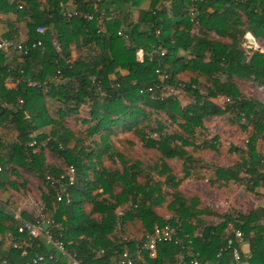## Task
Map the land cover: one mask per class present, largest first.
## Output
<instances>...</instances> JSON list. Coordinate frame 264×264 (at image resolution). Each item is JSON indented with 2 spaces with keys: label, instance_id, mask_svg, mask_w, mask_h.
I'll list each match as a JSON object with an SVG mask.
<instances>
[{
  "label": "trees",
  "instance_id": "1",
  "mask_svg": "<svg viewBox=\"0 0 264 264\" xmlns=\"http://www.w3.org/2000/svg\"><path fill=\"white\" fill-rule=\"evenodd\" d=\"M67 1L0 0V15L22 20L26 35L20 40L18 29H13L2 38L27 46L42 43L22 54L0 49V129L16 134L7 144L0 139V189L17 191L24 185L10 178L19 175L18 168L35 173L44 186L41 199L54 238L62 240L82 264H108L118 259L124 244L132 249L137 239L126 241L122 233L125 220L133 218L140 220L143 234L154 224L178 229L180 243L159 242L156 257L146 256L144 264H173L179 252L184 253L181 264H192L194 258L236 264L229 252L217 257L233 228L243 234L242 261L264 264V207L222 214L217 223L205 222L199 217L218 214L196 208V198L185 200L178 190L180 180L163 161L159 173L172 190L169 207L175 212L164 219L153 210L162 203L160 182H138L139 162L128 163L110 142L118 127L136 130L144 147L156 149L164 158L181 159L188 177L195 160L185 147H197L193 133L203 128L206 118L229 112L232 122L251 131L240 161L216 168V179L245 182L249 191L264 188V161L256 146L258 138H264V103L243 95L235 82L246 79L264 86V52L249 48L248 54L241 46L247 32L259 42L264 40V0H147L148 8L139 10L136 21L129 19L126 4L136 5L138 0H113V12L91 20L82 14H95L104 0H74L79 14L65 17L61 6ZM38 26L46 31L38 32ZM72 46L82 54L73 57ZM9 53L16 58L7 62ZM28 80L46 81L47 88L31 87ZM201 80L208 82L205 91ZM174 89L192 102L182 105ZM217 98L223 99V105ZM47 99L58 104L54 115L48 111ZM82 105H88L89 119L81 120L87 124L86 137L99 135L90 144L63 122ZM154 114H164L165 119L152 120ZM163 120L177 123L182 133L168 132ZM215 143L216 138L206 140L200 147L215 149ZM45 148L66 168L47 164ZM103 155L118 159L121 169L107 168ZM70 167L74 171L67 173ZM116 185H121L120 192H114ZM21 217L33 220L26 211ZM119 219L121 229L116 226ZM18 224L0 208V257L8 264H68L66 254L41 237L18 232ZM9 235L19 247H13Z\"/></svg>",
  "mask_w": 264,
  "mask_h": 264
},
{
  "label": "rangeland",
  "instance_id": "2",
  "mask_svg": "<svg viewBox=\"0 0 264 264\" xmlns=\"http://www.w3.org/2000/svg\"><path fill=\"white\" fill-rule=\"evenodd\" d=\"M260 42L264 49V40ZM138 56L141 58V52L138 53ZM235 82L243 95L264 103L263 86L246 79L235 80ZM201 85L202 91H205L208 82L201 80ZM172 91L176 94L182 105L192 102V98L185 96L183 91L178 89ZM216 101L218 104L223 105L222 98H217ZM47 108L50 114L54 115L58 104L47 99ZM156 116L165 119L164 114H154L152 115V120ZM231 116L227 112L221 116L206 118L203 128L195 130L192 138L194 145L197 147H185L195 160V164L191 167V174L188 177L184 176L183 161L181 159L164 158L156 149L144 147L138 138L136 130L118 127L114 134H111L110 142L112 150L120 152L128 163L139 162L140 173L138 175V182L144 183L148 179L160 182L161 196L159 198L162 200V203L153 207L156 214L164 219H169L175 215L174 210L169 207V203L173 199L171 195L172 190L163 182L164 175L159 173L160 164L164 161L177 179L180 180L178 190L185 200L189 201L191 198H196L198 200L196 208L206 207L218 214L202 215L199 218L208 223H217L222 220V214L229 212L248 213L251 210L264 207L263 187L249 191L245 186V182L216 179V168L229 167L240 161L241 154H243L242 150L246 148V142L251 131L250 127L244 129L232 122ZM82 119H89L88 105H82L77 113L66 116L63 122L77 136L83 138L84 144H90L92 140H99V135H95L93 138L86 137L87 124L82 122ZM162 122L168 132L182 133L177 123H170L166 120ZM49 129L50 127H46L44 130L48 132ZM147 134L153 137L157 136L151 131H147ZM15 135V132L8 130V128L0 129V139L4 144L13 141ZM214 138H216L215 149L200 147L203 141H213ZM256 146L264 161V138L259 137ZM44 154L47 164L59 166L63 169L66 168L62 159L56 157L47 148L44 149ZM102 162L107 168L121 169L119 161L115 157L109 158L107 155H103ZM18 173V176L10 175V178L16 179L20 184L24 185L17 191L9 187L0 189V203L9 204L20 211L31 210L30 204L38 200L42 201L41 192L44 190L42 180L35 173L23 168H18ZM121 189V185H116L114 192H120ZM84 209L88 211L89 206L85 205ZM121 210L122 208H119V211ZM192 221H195V219L193 218ZM143 232L144 229L138 218L125 220L123 223L122 235L126 239H140Z\"/></svg>",
  "mask_w": 264,
  "mask_h": 264
},
{
  "label": "built area",
  "instance_id": "3",
  "mask_svg": "<svg viewBox=\"0 0 264 264\" xmlns=\"http://www.w3.org/2000/svg\"><path fill=\"white\" fill-rule=\"evenodd\" d=\"M96 2H100V0H95ZM61 13L65 17H70L72 15L79 14L78 9L76 7V3L74 5V8L70 9L67 4L61 6ZM96 14V15H95ZM93 12H87L83 13L82 15L88 19L91 20L93 18L100 19L102 18L106 13L103 12V10H99L96 13ZM40 33H44L46 31V28L44 26H38L36 29ZM53 45L57 51L60 50V45L58 40L56 39L55 35L51 36ZM42 45L41 41L32 42L29 46L22 45L21 43L15 44L12 40L0 38V49L4 51H9L10 49H14L19 53H26L29 49L39 47ZM241 46L242 48L250 54L248 51L249 48L260 50L264 52L263 47H261V44L259 40L250 32L245 33L242 36L241 39ZM141 52V58H142V51L139 50L137 52V57L139 58L138 53ZM27 84L31 87H43L47 88L46 84L47 82H34L32 80H28ZM264 87V86H263ZM74 171L73 167H70L66 169L67 173H72ZM70 180H72V177H70ZM61 197L59 196L58 199ZM0 208L3 210L9 211L13 219L15 221H18V228L17 231L20 233H25L29 238L32 237H41L46 242L50 243L52 247L57 250L58 252L64 253L68 256V264H82L80 260L74 257V255H70L63 243L62 240L56 239L53 236L52 229L50 227L51 221L46 216L45 210L46 207L44 203L41 200H38L37 202H33V204H30V209L32 210H26L27 213H29L33 220H27L22 219L21 217V211L15 209L14 207H11L9 204H1ZM28 209V208H26ZM33 212V213H32ZM125 213L119 212L118 215L121 216ZM121 221L120 219L117 220L116 226L118 229H121ZM233 235L231 237L227 238L226 244L224 246H220L218 248L217 257H222V253L229 252L232 256L233 262L236 264H248L246 261H242V252L243 250L240 246L243 242V234L240 231V229L233 228L232 229ZM188 237V235H186ZM9 240L12 242L13 247H19L16 243V239L13 236L9 235ZM126 241H129V239H124ZM142 240V244L139 243V241ZM174 241L175 243H180V238L178 237V229L170 224H165L163 226L154 224L153 229L151 231L145 232L140 239H137L134 242L133 248H129L126 244L122 247L120 252H118L119 256L116 261L109 262L108 264H144L146 256L149 258H155L157 255V244L162 241ZM181 248L184 250L185 244L181 245ZM146 253V254H144ZM39 260H44V256H39ZM184 259V253L179 252L176 256V259L173 264H181V261ZM192 264H212L209 260H201L198 258H194L191 260ZM0 264H8L6 260L2 259L0 257Z\"/></svg>",
  "mask_w": 264,
  "mask_h": 264
},
{
  "label": "crops",
  "instance_id": "4",
  "mask_svg": "<svg viewBox=\"0 0 264 264\" xmlns=\"http://www.w3.org/2000/svg\"><path fill=\"white\" fill-rule=\"evenodd\" d=\"M66 4L70 9L74 8L75 5L74 0H68ZM148 6H149V1L147 0H138V3H136V5L133 2L126 4V11L130 12L129 19L131 21H136L139 10L148 8ZM100 7L101 10H103V12L110 13L114 11V8L116 6L113 0H104V2L101 3ZM13 29H18L17 36L20 40L26 39L25 24L22 22V20L17 19L13 14L0 15V37L1 38L4 37V34L8 33L10 30ZM80 54H82V51L79 49V47L72 46V56L75 57V56H79ZM14 57L16 58V55L9 53V55L6 57L7 62L12 61ZM9 85L11 86L12 83L10 82Z\"/></svg>",
  "mask_w": 264,
  "mask_h": 264
}]
</instances>
